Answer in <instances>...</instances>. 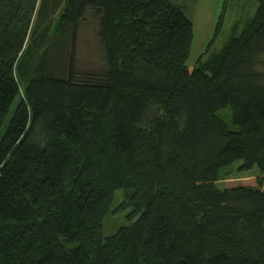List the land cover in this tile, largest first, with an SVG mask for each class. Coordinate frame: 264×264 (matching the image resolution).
<instances>
[{"label":"trees","instance_id":"1","mask_svg":"<svg viewBox=\"0 0 264 264\" xmlns=\"http://www.w3.org/2000/svg\"><path fill=\"white\" fill-rule=\"evenodd\" d=\"M254 2L216 50L223 2L189 69L193 22L172 0H0V128L16 100L0 134V264H264ZM86 14L104 66L77 71ZM236 160L259 174L218 188ZM117 189L128 224L104 236Z\"/></svg>","mask_w":264,"mask_h":264},{"label":"rangeland","instance_id":"2","mask_svg":"<svg viewBox=\"0 0 264 264\" xmlns=\"http://www.w3.org/2000/svg\"><path fill=\"white\" fill-rule=\"evenodd\" d=\"M179 5L184 13L193 22V38L186 59V66L191 69L204 51L208 41L213 36L215 24L221 11L222 4H225V10L222 18L221 33L212 44V49H218L225 41L230 32V28L234 22L241 18V15L250 16L255 8L254 0H172ZM246 2V3H245ZM252 4V7L250 5ZM246 6V8H245ZM250 11H246L250 9ZM58 18L56 13L52 19L51 27L54 26ZM97 23L90 14H86L79 23V29L76 37L75 51V69L77 71L98 70L104 66L102 50L97 36ZM30 36L26 40V45L30 44ZM16 105L14 100L6 114L4 122L0 128V134L3 132L9 117L11 116ZM229 108L220 111L226 120L230 122ZM242 160H236L229 165L222 167L218 173V179L215 184L218 188H222L223 182L227 177H249L259 174L257 166L253 165L249 169L239 168ZM264 191V185L262 187ZM122 201V191L117 189L110 206V211L104 218L103 235L112 234L119 226L128 224L126 214L130 210L129 207H120Z\"/></svg>","mask_w":264,"mask_h":264}]
</instances>
